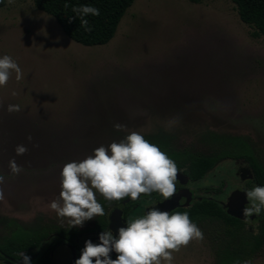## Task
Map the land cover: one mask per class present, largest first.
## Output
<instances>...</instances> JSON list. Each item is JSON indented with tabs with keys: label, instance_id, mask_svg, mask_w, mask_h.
I'll return each instance as SVG.
<instances>
[{
	"label": "rangeland",
	"instance_id": "rangeland-1",
	"mask_svg": "<svg viewBox=\"0 0 264 264\" xmlns=\"http://www.w3.org/2000/svg\"><path fill=\"white\" fill-rule=\"evenodd\" d=\"M255 31L232 0H136L109 44L85 47L34 0H5L0 57L11 56L23 78L17 81L13 73L0 87V240L14 222L25 229L50 224L83 232L78 242L85 247L95 237L89 231L98 216L73 227L50 208L61 191L62 168L131 131L158 147L204 156L241 141L264 167V37H254ZM9 105L20 111L9 112ZM18 145L28 151L17 155ZM13 159L23 169L18 175L9 168ZM237 163L220 162L189 188L200 194L223 185L215 198L224 208L232 193L245 188ZM137 203L131 219L152 204L147 198ZM246 225L257 233L256 223ZM197 226L204 239L173 253L171 264H219L223 226ZM43 247L26 255L34 260ZM71 258L68 245L53 256L55 264ZM250 262L264 264V248Z\"/></svg>",
	"mask_w": 264,
	"mask_h": 264
},
{
	"label": "clouds",
	"instance_id": "clouds-1",
	"mask_svg": "<svg viewBox=\"0 0 264 264\" xmlns=\"http://www.w3.org/2000/svg\"><path fill=\"white\" fill-rule=\"evenodd\" d=\"M72 11L80 17V23L87 31L91 28L85 17L100 15V10L91 5L73 7ZM13 73L17 81L23 78L22 69L11 56L0 57V87L7 86ZM8 111L18 112L20 106L9 105ZM114 127L117 130L124 128L121 124ZM27 139L31 141L32 137ZM15 151L17 155H23L28 149L18 145ZM9 168L14 175L23 171L15 159L9 162ZM178 173L177 164L167 153L141 133L131 131L120 142H112L107 148L100 146L83 160L66 163L61 171L59 197L50 203V208L59 217L67 218L73 227L83 226L84 222L105 214L97 193L111 202L126 198L136 201L142 194L157 192L166 201L177 193ZM4 180L0 175V185ZM245 193L249 203L243 215L246 218L259 215L264 209V186H255ZM3 199L4 192L0 188V200ZM118 233V238H114L111 231L102 232L99 244L86 241L75 264H162V261L171 264L173 253L193 240L204 239L203 231L186 212L169 213L156 208L129 220L127 227L120 228ZM113 251L117 254L116 259L110 257ZM20 256V264H31L30 257L24 252Z\"/></svg>",
	"mask_w": 264,
	"mask_h": 264
},
{
	"label": "trees",
	"instance_id": "trees-1",
	"mask_svg": "<svg viewBox=\"0 0 264 264\" xmlns=\"http://www.w3.org/2000/svg\"><path fill=\"white\" fill-rule=\"evenodd\" d=\"M136 0H34L39 11L54 18L68 38L85 47L105 46L109 44L118 31L119 25L127 11ZM198 1V0H196ZM236 5L240 19L243 23L255 28L254 37H264V0H232ZM5 5V0H0V8ZM91 5L100 10L99 16H87L91 31L85 30L80 23V17L72 11L73 7ZM149 140V139H147ZM241 141H233L225 145L220 151L204 156L190 151H175L169 146L159 145V148L175 161L179 171L186 174L192 182L203 180L220 162L224 160H245L254 169L256 182L264 186V167L259 163L252 151L242 148ZM223 185L205 189L207 197L196 201L188 208L178 209L176 212L187 213L196 225L203 222H219L223 226V233L219 239L218 263L219 264H244L252 261L264 248V209L261 210V219L257 233L253 234L246 227V223L230 216L215 198L223 194ZM214 196V197H210ZM141 198L148 195L142 194ZM155 197V196H152ZM158 199H164L158 196ZM127 199V198H126ZM125 199V200H126ZM104 208V215L98 216L95 228L90 233L109 231L110 212L120 207L125 211L127 222L137 207V200L131 201L127 206H122V201H107L101 195L97 198ZM9 234L0 240V261L6 263L8 259L21 261L20 253L25 255L37 251L45 242L52 240L43 247L40 255L31 260V264H54L53 253L61 245L69 243L77 245V239L83 232L65 230L54 225L45 224L35 229H25L14 222L9 227ZM81 254L77 256L79 259Z\"/></svg>",
	"mask_w": 264,
	"mask_h": 264
},
{
	"label": "water",
	"instance_id": "water-1",
	"mask_svg": "<svg viewBox=\"0 0 264 264\" xmlns=\"http://www.w3.org/2000/svg\"><path fill=\"white\" fill-rule=\"evenodd\" d=\"M250 172L247 170H242V179H252L253 177L250 176V178L246 177V175H249ZM177 180L180 182L182 186H186L189 183V177L182 172L178 173ZM183 198H186V203L181 204V201ZM193 200V193L190 189L185 188L183 189V192L178 196H173L171 199L166 200L164 202L159 203L154 208L160 210V211H167L169 213H172L173 211H176L179 208H188L191 205V202ZM132 200L130 198L126 199L123 202V206H127ZM248 200L246 197L245 191L237 190L230 196L228 200V204L225 206L227 208V212L230 216L237 218L239 220H245L246 217L243 215V211L245 207L248 205ZM122 227H127V220L124 218V210L122 208H116L112 211L110 215V225L109 230L113 233L114 238H118V230ZM76 248L71 246V250L73 252V258L70 264H74L76 261ZM113 257L115 258L117 254L113 251L111 252ZM9 264H20V262H17L16 260H9Z\"/></svg>",
	"mask_w": 264,
	"mask_h": 264
},
{
	"label": "flooded vegetation",
	"instance_id": "flooded-vegetation-1",
	"mask_svg": "<svg viewBox=\"0 0 264 264\" xmlns=\"http://www.w3.org/2000/svg\"><path fill=\"white\" fill-rule=\"evenodd\" d=\"M237 161V160H236ZM245 160H241V161H237L238 163V165H237V167H238V173H237V175H238V177H239V179L241 180V182H242V184H244L245 185V188H243L241 191H245V192H247V191H249V190H251L252 188H254L255 186H259L258 185V183L256 182V176H255V172H254V169L252 168V166L247 162V161H245ZM246 163V164H245ZM242 170H247V171H249L250 172V174L249 175H246V177H248V178H250V176H252L253 178L252 179H247V180H243L242 179ZM179 172H181V171H179ZM183 173V172H182ZM184 174V173H183ZM202 181V180H201ZM199 182V181H198ZM192 183H196V182H192L191 180H190V178H189V183H188V185H186V186H182L181 184H180V182L177 180V183H176V189H177V193L174 195V196H178V195H180L182 192H183V189H185V188H188V189H190L189 188V186L192 184ZM208 187H206V188H204V189H202L201 191H200V194H198V193H196L195 191H193V190H191L192 191V193H193V200H192V202H191V205L193 204V203H195L196 201H201L204 197H207L208 195H206V192H205V189H207ZM224 189V188H223ZM156 195H158V196H160L161 197V195L159 194V193H157V192H153V193H151V194H149L148 195V197H147V199L149 200V202H152V204L151 205H149V207L148 208H146L145 209V215L147 214V212L149 211V210H151L152 208H154L155 206H157L159 203H161V202H164L165 200L164 199H158V197H156ZM232 195V194H231ZM152 196H155V197H152ZM230 198V197H229ZM139 199H142L141 197L139 198ZM139 199H137V201L139 200ZM229 200V199H228ZM186 198H183L182 199V201H181V204H184V203H186ZM228 204V203H227ZM190 205V206H191ZM226 206V205H225ZM248 206V205H247ZM246 206V207H247ZM226 210H227V208L226 207H224ZM114 209H116V208H114ZM113 209V210H114ZM179 209H181V208H179ZM112 210V211H113ZM124 210V209H123ZM178 210V209H177ZM176 210V211H177ZM112 211H111V213H112ZM176 211H173V212H176ZM111 213H110V215H111ZM228 213V212H227ZM124 218H125V211H124ZM126 219V218H125ZM109 220H110V216H109ZM127 220V219H126ZM253 221L254 223H256V229L258 230V227L260 226V221H261V219L259 218V215H253V216H251V217H248V218H246L245 220H241V221H244L245 223H247V221ZM247 226V225H246ZM110 231V230H109ZM93 234H95V233H93ZM100 234L101 233H98V234H95V237L93 238V239H91L90 241L92 242V243H94V244H99L100 243V241H99V236H100ZM113 234V233H112ZM114 236V235H113ZM78 240L79 239H77V245L76 246H72V245H70L69 243H67V244H65V245H68L69 247H70V249H71V246L72 247H75L76 249V260H77V256L79 255V254H81V252H82V250L84 249V247L83 246H81L80 244H79V242H78ZM45 243H47V242H45ZM59 248V247H58ZM57 248V249H58ZM72 251V250H71ZM55 253V252H54ZM54 253H53V256H54ZM110 257H111V259H116L117 258V256L114 258L113 257V255H112V253H110ZM72 258H73V252H72ZM72 258H71V261H72ZM9 260H11V259H8L7 261H6V264H9ZM14 260V259H13ZM54 261V260H53ZM76 262V261H75ZM55 264V263H54ZM70 264V263H69ZM75 264V263H74Z\"/></svg>",
	"mask_w": 264,
	"mask_h": 264
}]
</instances>
